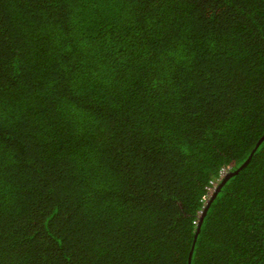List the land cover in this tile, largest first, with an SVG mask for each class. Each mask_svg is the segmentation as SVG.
<instances>
[{"label": "trees", "instance_id": "trees-1", "mask_svg": "<svg viewBox=\"0 0 264 264\" xmlns=\"http://www.w3.org/2000/svg\"><path fill=\"white\" fill-rule=\"evenodd\" d=\"M0 264H264V0H0Z\"/></svg>", "mask_w": 264, "mask_h": 264}, {"label": "water", "instance_id": "water-1", "mask_svg": "<svg viewBox=\"0 0 264 264\" xmlns=\"http://www.w3.org/2000/svg\"><path fill=\"white\" fill-rule=\"evenodd\" d=\"M262 139H260V141H261ZM247 163V162H246ZM246 163H244V165L246 164ZM243 165V166H244ZM242 166V167H243ZM239 170H237L236 172H238ZM236 172H232V173H228L227 175H226V178L223 180L224 182L226 181V179L228 178V177H230L232 174H234V173H236ZM218 188V187H217ZM218 190V189H217ZM206 210H207V208L203 211V213H202V215H201V218H200V222H199V225H198V230L200 231V229H201V223H202V220H203V217H204V214H205V212H206ZM197 235H198V232H197V234H196V238H197ZM191 257H192V251H191V253H190V258H189V263H191Z\"/></svg>", "mask_w": 264, "mask_h": 264}, {"label": "clouds", "instance_id": "clouds-1", "mask_svg": "<svg viewBox=\"0 0 264 264\" xmlns=\"http://www.w3.org/2000/svg\"><path fill=\"white\" fill-rule=\"evenodd\" d=\"M226 172H225V170H221V174L223 175V174H225ZM208 197V196H207ZM204 199H205V201H206V196H204ZM207 200H208V198H207Z\"/></svg>", "mask_w": 264, "mask_h": 264}, {"label": "rangeland", "instance_id": "rangeland-1", "mask_svg": "<svg viewBox=\"0 0 264 264\" xmlns=\"http://www.w3.org/2000/svg\"><path fill=\"white\" fill-rule=\"evenodd\" d=\"M216 187H217L216 185L213 186V188H212V190H211V193L214 191V189H215ZM207 198H208V197H206V200H207Z\"/></svg>", "mask_w": 264, "mask_h": 264}]
</instances>
